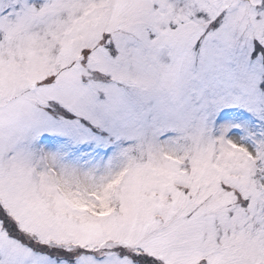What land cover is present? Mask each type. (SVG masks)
<instances>
[{
	"label": "snow or ice",
	"instance_id": "6c2138e0",
	"mask_svg": "<svg viewBox=\"0 0 264 264\" xmlns=\"http://www.w3.org/2000/svg\"><path fill=\"white\" fill-rule=\"evenodd\" d=\"M0 264H264V0H0Z\"/></svg>",
	"mask_w": 264,
	"mask_h": 264
}]
</instances>
